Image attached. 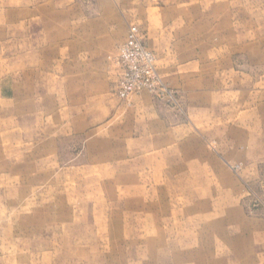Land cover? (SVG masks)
<instances>
[{
	"label": "rangeland",
	"instance_id": "374dc122",
	"mask_svg": "<svg viewBox=\"0 0 264 264\" xmlns=\"http://www.w3.org/2000/svg\"><path fill=\"white\" fill-rule=\"evenodd\" d=\"M110 2L92 65L55 42L92 0H0V264H264V0ZM130 26L160 84L125 101Z\"/></svg>",
	"mask_w": 264,
	"mask_h": 264
},
{
	"label": "crops",
	"instance_id": "0c3cea01",
	"mask_svg": "<svg viewBox=\"0 0 264 264\" xmlns=\"http://www.w3.org/2000/svg\"><path fill=\"white\" fill-rule=\"evenodd\" d=\"M59 8L61 14H58L55 42L63 45V49H69L63 51V58L78 60L92 54V65L107 59L118 43L116 30L122 15L117 7L110 0H92V5L87 7L71 3L59 5ZM77 45H81L78 50ZM138 107L137 104L136 109Z\"/></svg>",
	"mask_w": 264,
	"mask_h": 264
},
{
	"label": "built area",
	"instance_id": "2783aa9c",
	"mask_svg": "<svg viewBox=\"0 0 264 264\" xmlns=\"http://www.w3.org/2000/svg\"><path fill=\"white\" fill-rule=\"evenodd\" d=\"M121 74L117 83L120 99L129 101L142 91L156 92L160 84L156 57L144 45L137 26H130L126 41L120 46L117 57Z\"/></svg>",
	"mask_w": 264,
	"mask_h": 264
}]
</instances>
